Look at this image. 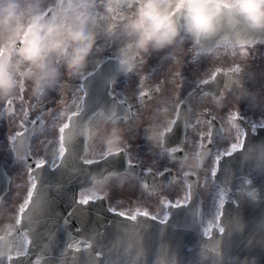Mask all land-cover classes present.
Returning a JSON list of instances; mask_svg holds the SVG:
<instances>
[{
    "label": "clouds",
    "instance_id": "1",
    "mask_svg": "<svg viewBox=\"0 0 264 264\" xmlns=\"http://www.w3.org/2000/svg\"><path fill=\"white\" fill-rule=\"evenodd\" d=\"M236 48L249 56H264V0H0V108L16 115V102L24 98L25 92L45 108L48 98L62 93L70 82L75 85L127 77L149 65L152 59L157 63H186L195 51ZM234 87L256 90L248 82ZM260 90L264 94V83ZM176 107L178 113L179 105ZM99 111L100 107L94 106L83 114L72 113L60 125L62 158L70 155L69 142L89 144L103 139L106 144L113 133L119 135L97 115ZM159 113L155 121L150 118L145 125L149 140L154 127L163 135L175 123L169 110L161 108ZM20 123L27 131L23 121ZM120 139L123 140L122 135ZM226 154L233 157L234 163L220 173L217 158L212 168L213 177L221 175V196L226 193L237 207L258 210L253 222L240 217L238 231L257 229L264 242V138L238 139ZM178 159L192 175L201 167L194 156L186 154ZM113 171L104 164L90 168L89 186L103 180L107 187L113 180L118 181L112 176ZM34 193L35 184L29 188L19 213L0 222V261L12 256L13 264H21L25 246L32 242L24 216L38 218L45 211L44 204L38 206L34 201ZM226 230L222 227L220 237L212 236L205 242L219 239V253L213 250L206 257L200 255L195 264H236L229 261L230 254L225 251ZM205 234L211 236L207 230ZM93 254L92 264H187L166 235L159 234V229L145 230L139 223L121 226L108 237L102 251L89 252Z\"/></svg>",
    "mask_w": 264,
    "mask_h": 264
},
{
    "label": "flooded vegetation",
    "instance_id": "2",
    "mask_svg": "<svg viewBox=\"0 0 264 264\" xmlns=\"http://www.w3.org/2000/svg\"><path fill=\"white\" fill-rule=\"evenodd\" d=\"M189 56L186 63H157L152 59L149 65L127 77L89 80L75 85L70 82L62 93L48 98L45 108L28 92L16 102V115L0 108V168L9 178L8 192L0 199V222L19 213L24 200L20 198L19 203H15L6 198L22 197L23 180L29 178L31 171L26 159L17 158L13 151L15 146L25 147L24 142L16 144L17 133L27 135L34 127L37 131L29 137L28 148L35 166L54 167L61 157L60 125L76 113V101L80 106L77 112H80L84 103L93 97L103 101L97 115L119 135L113 133L106 144L103 139L87 144L84 160L92 162L120 153L119 160H124L130 171L113 176L118 177V181L113 180L107 187L102 180L83 190L86 195L82 201L103 199L111 212L123 217L136 220L147 216L166 222L171 208L185 206L190 201L189 181H192L201 202L204 230L211 234L217 229L226 201V194L222 198V190L214 184L217 175H212L217 157L220 169L224 158L229 156L226 153L238 139L264 138V134L261 135L264 94L260 90L264 83V56L259 53L249 56L239 48L195 51ZM242 82L252 83L255 92L234 87ZM76 92L79 97L75 100ZM161 108L169 110L175 123L170 124L172 130L163 135L154 127L149 140L145 125L150 118L156 120ZM21 121L27 131L21 127ZM51 150H55L52 156L47 154ZM186 154L200 162L196 175L179 163L178 158ZM24 221L27 225L28 216H24ZM28 246H25L26 252ZM11 260L12 256L5 257L0 264H9ZM32 264H39V259H34Z\"/></svg>",
    "mask_w": 264,
    "mask_h": 264
},
{
    "label": "water",
    "instance_id": "3",
    "mask_svg": "<svg viewBox=\"0 0 264 264\" xmlns=\"http://www.w3.org/2000/svg\"><path fill=\"white\" fill-rule=\"evenodd\" d=\"M83 114V113H82ZM68 150L70 155L62 158L60 164L50 173L43 177L36 174V193L33 199L37 205L44 204L47 225L43 229H52L54 239L46 244L52 247V251L42 260V264H73V261L84 260L86 264H92L94 257L89 252L102 251L107 239L121 226L132 223L116 215L108 213L99 202L80 205L77 202L78 191L86 187L87 176L90 168H99L101 164H93L88 167L83 165L81 157L85 151L83 141L75 144L69 142ZM86 170V174H85ZM119 170H117L118 172ZM231 203L236 204L235 200ZM231 203L228 204L231 207ZM249 215L244 219L253 222L258 215V210L249 208ZM180 217V218H179ZM172 225H161L143 219L137 223L145 230L159 229V234L166 235L173 248L180 253L187 264H195L200 255L206 257L209 252L219 253L220 240L215 243H205L210 239H204L198 221L196 209L187 208L184 214L175 212ZM182 224V232L177 233V224ZM169 223V224H170ZM175 228V229H174ZM240 225L235 226L233 233L224 241L225 251L230 255L229 261H236V264H264V242L261 241L260 232L257 229H249L243 233L239 232ZM224 233V237L226 236ZM50 233L42 235L48 237ZM220 237L221 235H213ZM61 237L69 240L82 239L88 242L91 248L82 251L67 249V244L61 242ZM226 240V239H225ZM37 244V246H39ZM54 249V251H53ZM34 249L30 255H34Z\"/></svg>",
    "mask_w": 264,
    "mask_h": 264
},
{
    "label": "rangeland",
    "instance_id": "4",
    "mask_svg": "<svg viewBox=\"0 0 264 264\" xmlns=\"http://www.w3.org/2000/svg\"><path fill=\"white\" fill-rule=\"evenodd\" d=\"M78 97H79L78 92H76V93L74 94V99L76 100ZM76 103H77V104H76V106H75V109H76V112H77V111L80 109V106H79V104H78L77 101H76ZM70 111H71V106H69V113H70ZM54 151H55V150H51V151L48 152L47 154L52 156V155H54V153H55ZM57 151H58V150H57ZM26 183H27V182H26ZM22 187L24 188V185H22ZM84 194H85V192H82V193H81V196L84 197V196L86 195V194H85V195H84ZM94 194H97V192L95 191ZM25 196H26V195H25ZM11 198H12V199H15V198L9 196V197L6 198V201H9ZM19 201H20V200L18 199L15 203H19Z\"/></svg>",
    "mask_w": 264,
    "mask_h": 264
},
{
    "label": "snow or ice",
    "instance_id": "5",
    "mask_svg": "<svg viewBox=\"0 0 264 264\" xmlns=\"http://www.w3.org/2000/svg\"><path fill=\"white\" fill-rule=\"evenodd\" d=\"M218 159H220L219 157H217Z\"/></svg>",
    "mask_w": 264,
    "mask_h": 264
}]
</instances>
